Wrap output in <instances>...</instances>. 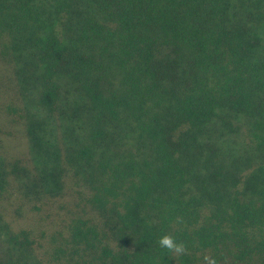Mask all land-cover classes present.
Returning a JSON list of instances; mask_svg holds the SVG:
<instances>
[{
	"label": "trees",
	"instance_id": "trees-1",
	"mask_svg": "<svg viewBox=\"0 0 264 264\" xmlns=\"http://www.w3.org/2000/svg\"><path fill=\"white\" fill-rule=\"evenodd\" d=\"M205 254L264 264V0H0V264Z\"/></svg>",
	"mask_w": 264,
	"mask_h": 264
},
{
	"label": "clouds",
	"instance_id": "clouds-1",
	"mask_svg": "<svg viewBox=\"0 0 264 264\" xmlns=\"http://www.w3.org/2000/svg\"><path fill=\"white\" fill-rule=\"evenodd\" d=\"M157 243L160 248L166 249L176 257L186 255L188 252L187 246L184 242H178L175 237L169 234L161 236ZM203 264H217V260L214 257L205 254L203 256Z\"/></svg>",
	"mask_w": 264,
	"mask_h": 264
}]
</instances>
